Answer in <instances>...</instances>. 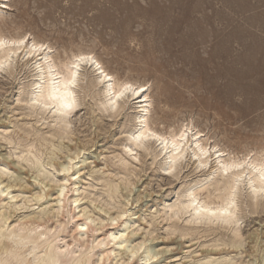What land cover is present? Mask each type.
Here are the masks:
<instances>
[{
    "label": "rangeland",
    "instance_id": "1",
    "mask_svg": "<svg viewBox=\"0 0 264 264\" xmlns=\"http://www.w3.org/2000/svg\"><path fill=\"white\" fill-rule=\"evenodd\" d=\"M4 3L9 7L2 9L3 12L0 13V31L5 36L17 37L26 34L29 41L32 38L44 41L52 46L53 56L60 59L71 57L78 51L91 52L118 80L148 84L151 101L148 120L157 131L162 133L177 131L179 125L180 127L189 125L192 128L191 133L198 130L203 139L207 138L211 154L215 149L222 148L226 153H231V156L235 154V157L241 158L246 153L261 154L260 152L264 150V0H6ZM18 55L12 62L7 63L8 68L7 64L4 65L5 71L0 69V167L6 174L1 176L0 189L11 186L8 190L10 195L7 192L0 195L2 198L0 210L2 214L7 211L3 216L8 218V215H11L8 221L6 219V226L13 227L22 221V218L25 221L28 215L36 217L42 210L44 214L41 218L39 216V225L43 223V226L40 225L39 230L53 228L56 233L51 230L50 234L53 232L52 234L58 235L56 242L60 241L61 250L69 251L71 248L73 255L87 251L93 246L89 254L91 256L99 248L107 247L108 240L102 244L103 247L102 245L97 247L95 241L103 237L102 235L106 236L104 232L109 231L108 227L117 225V229L124 232V237L129 239L126 242L129 245L125 243L124 250L119 253L115 250L111 254L108 262L113 260V264L116 262L140 264L144 250L149 248L150 251L157 253L148 264H207L208 261L213 264H232V261L233 264H264V195L251 197L250 189L244 185L245 178L241 182L243 185L239 182L238 186L241 185L237 186V196L235 195L232 203L233 219L237 220L231 226L236 234L240 228L237 236L239 239H235L236 236L229 226L217 221L200 224L188 221L187 215H183L184 218L168 217L171 207L176 209L175 205L185 199L184 193L194 183L198 181L196 185L199 187L193 186V190L198 191L200 185L203 187L204 183L207 185L217 178L220 179V176L214 173L206 179L207 183L205 180L200 181L208 171L206 168L212 164L210 163L204 170L197 168L196 158H190L191 151L188 150L185 158L183 157L175 166L179 167L172 168L176 171H165L161 164L163 156L155 154L159 146L153 144V147L151 140L149 142L152 146L149 151L136 148L137 150L134 149L133 152L126 150L132 153L128 154L124 149H128L125 147L127 131L134 123L133 119L128 120L135 112L133 104L125 102L123 108L118 111L120 114L114 111L116 108L104 112L98 108V102L95 100L98 101L96 95L99 87L91 88L93 97L81 92L93 77V72L86 65L80 67V73H86L87 78L82 77L83 80H79L76 87L78 92L81 90L79 94L76 91L81 104L68 115L69 127L66 123H58L61 124L60 128L53 120L55 126L52 125V118L47 116V112H41L37 106H30L23 100V94L25 95L27 91L25 88L35 76L32 75L33 66L29 62L25 64L26 59H21ZM11 69L15 70L12 72ZM20 91L22 93H19ZM17 97L20 100H16ZM105 111L111 113L106 114ZM59 128L62 136L57 135ZM64 130L68 133L66 134ZM52 134L57 137L52 136L51 139ZM65 134L68 138L64 136L65 139L62 140ZM10 141L12 146L9 145ZM33 142L36 146L32 149L33 152L44 158H40L44 164L40 169L46 171L42 170L40 175L33 164L19 158L20 153V157L26 154ZM42 142H47V145ZM40 144L43 149L39 148ZM214 144L217 147H212ZM53 145H59L63 152H58L60 150L55 149ZM75 155L78 157L75 158ZM68 158H74L75 166L73 165L69 172L62 173L59 168L69 161ZM49 161L53 164L51 167L46 164ZM71 172L75 175L72 176ZM95 176H99V179ZM117 176L118 180L115 178ZM65 178L68 180L63 181ZM122 178L128 179L121 182ZM4 180L5 183L2 184ZM96 181H99L98 184ZM90 182L93 186L88 187L91 185ZM109 182L117 186V195L114 194L112 199L107 196L106 183ZM210 186H207L209 192L206 189L205 192L201 191L199 195L201 197L203 194L201 198L205 197L206 192L209 195L212 192L214 197L219 194V191L213 190ZM61 187H64L66 199H62L61 203L64 202L61 204L62 212H59L60 216H56L53 209L56 208L57 193L60 190L58 188ZM36 194L41 196L39 201L33 199ZM79 195L80 201L73 205L72 199ZM92 197L96 199L93 200ZM28 198L30 199L27 201ZM212 199L216 200L213 197ZM119 202L120 204H117ZM119 205L125 209V215L123 219L120 218L121 220H112L111 217L115 216V209L120 207ZM77 214L79 218H83L81 221L87 222L86 227L89 226V231L82 236L75 235L76 228L72 223V218ZM57 217L63 220L62 224ZM174 217H177V220ZM99 219L102 220L98 221ZM124 220H128L127 223ZM121 223L124 225L120 226ZM95 228H100L97 230L99 232L95 231ZM83 236L86 242H83ZM138 242L143 249L141 248L133 259L128 258L127 252L124 251ZM216 243L217 247H214ZM65 244L69 248L68 246L63 248ZM95 258L96 256L92 255L88 264H96ZM108 262L105 264H109Z\"/></svg>",
    "mask_w": 264,
    "mask_h": 264
},
{
    "label": "bare ground",
    "instance_id": "2",
    "mask_svg": "<svg viewBox=\"0 0 264 264\" xmlns=\"http://www.w3.org/2000/svg\"><path fill=\"white\" fill-rule=\"evenodd\" d=\"M6 2V0L4 1H0V13L3 12L2 9L7 8L8 6L4 3ZM9 8V7H8ZM28 34V33H27ZM232 35V34H231ZM201 36V35H200ZM229 36V35H228ZM30 37V36H29ZM228 39V38H227ZM223 41V40H222ZM245 45V44H244ZM252 47V46H251ZM19 53V55H18ZM72 53V52H71ZM18 55L19 57H21V59H26L25 64H27L28 62L33 66L32 69L34 72L32 75L35 76V79H32L30 82H28L29 84L27 85V89L25 88V90H27L25 92L24 99L25 103L27 102L30 106H37L41 112H47V116L51 117V122L52 125L53 121L58 123H66L67 124V120L70 119L68 118V115H70L74 110H76V108L81 104L80 103V98L77 99V95H76V91H77V82L79 80H83L82 77L85 76V74L80 73V67L82 65H86L87 67H90L91 72L93 74L92 79L89 80V83H86L87 86H85L84 90L81 91L82 93L84 92V95H90L91 97L94 96L93 92H91V88L93 89V87H99V91L98 94L96 95V97H98V101L95 100V102L98 104V108H101L104 112V110H109V109H113L116 108V112H118L120 109L123 108L125 102H131L133 104V108L135 110V112L133 113L132 118H128L129 119H133L132 121H134L133 123V127L129 129V131H127V137H126V142L125 143V147L128 149H124L129 150L131 152H133L132 150L136 149V148H142L144 150H148L151 149V146L153 144H155V146H159L158 151H154L156 152L155 154H157V156L162 155L163 158V163L162 167L165 169V171H169L172 170L171 172H173L175 169L172 168H178L175 167L177 165V163L187 154H185L188 150L191 151V157L190 158H196L197 162V168L200 169H205L210 163L212 165L209 166L205 177L202 180H205L206 183L208 182V179L210 176H212L214 173H217L220 176V179H216V180H212L213 182L211 184H205L200 185L201 188L197 191L193 190V186L196 185V183L192 184L190 183V185L192 186H187V188L189 187L188 191L186 190V192L184 193L183 197H185V199L182 201H179L180 203L178 205H175L176 209H172L171 207V212L168 213V217H173V216H177V217H183V215H187L188 217V221L191 222H206V221H217L219 223H221L222 225L225 224L227 226H229L232 230L234 235L237 237L238 233H239V229H238V233L236 234L235 229L233 228V226H231L232 224H234L236 222V220L233 219V214H234V207H232V203L234 202V198L237 192V186L239 184V182H243L244 178H245V183L244 184L246 186V188L250 189L251 191V197H256L258 194L260 196L264 195V150H262V152H260L261 154H257L254 153L253 155H250L251 153H246L244 156H242L241 158L239 157H235L231 156V153H226L225 149L222 148H218L215 149L213 154L210 153V146H208V141L207 138L203 139L202 138V134L200 131H195L194 133H191V127L189 125H184L181 126L179 125L178 130L174 131V130H170L168 132H160L157 131L156 129H154L148 120V116L150 113V106H151V101H150V96L148 94V84H140V83H135L129 80H123L120 81L118 80L113 74H111L110 72H108L104 66L101 64V62L91 53V52H86V51H78L77 53H74L71 55V57H67L65 59H60L58 57L53 56V51H52V46H50L48 43L41 41V40H36L34 38H32L30 41L29 39L26 37V34L21 35V36H17V37H11V36H5L1 31H0V69L4 68V65L7 63L12 62L13 59H15L14 57ZM65 55V54H64ZM17 57V56H16ZM19 59V58H18ZM15 62V61H14ZM24 63V62H23ZM29 64V65H30ZM23 65V64H22ZM20 65V66H22ZM10 66V65H9ZM12 66V65H11ZM10 66V67H11ZM15 66V65H14ZM28 66V65H27ZM26 66V67H27ZM23 67V66H22ZM21 67V70L23 69ZM25 67V68H26ZM86 67V68H87ZM6 68V67H5ZM7 68H8V64H7ZM15 68V67H14ZM29 68V67H28ZM89 69V68H88ZM4 70V69H3ZM10 72V69H8ZM12 70V69H11ZM15 70V69H14ZM12 70V72L14 71ZM5 71V70H4ZM89 71V70H88ZM8 72V73H9ZM31 72V71H30ZM11 73V72H10ZM28 74V73H27ZM30 74V73H29ZM87 78V76H85ZM85 78V79H86ZM22 81V80H21ZM81 82V81H80ZM83 82V81H82ZM24 83V82H23ZM79 83V82H78ZM84 83V84H85ZM26 84V83H25ZM83 84V83H82ZM80 85V84H79ZM89 85V86H88ZM24 86V84H23ZM22 86V87H23ZM83 86V87H84ZM80 88V87H79ZM19 89V88H18ZM22 89V88H21ZM95 90V89H94ZM19 91V90H18ZM79 91V92H80ZM78 92V91H77ZM78 92V94H79ZM97 92V91H95ZM19 93H22V91H20ZM81 94V93H80ZM21 95V94H20ZM19 95V96H20ZM83 95V96H84ZM22 97V96H21ZM80 97V96H79ZM82 97V96H81ZM89 97V96H88ZM90 97V98H91ZM95 97V98H96ZM86 98V97H83ZM19 97H17L16 100H18ZM22 99V98H21ZM20 100V99H19ZM83 100V99H82ZM94 100V99H92ZM91 100V101H92ZM23 102V101H22ZM83 104V103H82ZM27 105V104H26ZM24 106V104H23ZM29 107V106H28ZM27 107V108H28ZM94 107V106H93ZM32 108V107H31ZM29 110V109H28ZM33 110V109H32ZM31 110V113H32ZM38 110V111H39ZM96 110H100V109H96ZM112 110V112H114ZM27 111V110H26ZM105 111V113H106ZM111 111V110H110ZM109 111V112H110ZM36 112V111H33ZM108 112V113H109ZM29 113V112H28ZM30 113V115H31ZM106 113V114H108ZM111 113V112H110ZM109 113V114H110ZM120 114V112H118ZM122 113V112H121ZM34 114V113H33ZM37 114V113H36ZM41 114V113H39ZM115 114V113H112ZM44 115V114H43ZM46 115V114H45ZM116 115V114H115ZM35 116V115H34ZM33 116V117H34ZM37 116V115H36ZM41 116V115H38ZM118 116V115H116ZM42 117V116H41ZM114 117V116H113ZM39 119V118H38ZM42 119H46V118H42ZM150 119V118H149ZM36 120V119H35ZM47 120V119H46ZM53 120V121H52ZM37 121V120H36ZM42 121V120H41ZM45 121V120H44ZM130 121V120H129ZM153 121V120H152ZM192 121V120H191ZM50 122V123H51ZM128 122V121H126ZM123 123V122H122ZM23 124V123H22ZM48 124V123H47ZM30 125V124H29ZM46 125V124H45ZM51 125V124H50ZM59 127L61 126V124H58ZM69 125V123L67 124V126ZM132 125V124H131ZM153 125V124H152ZM27 126V124H26ZM32 126V125H31ZM55 126V125H54ZM53 126V127H54ZM63 126V125H62ZM66 126V127H67ZM17 127V126H16ZM30 127V126H29ZM51 127V126H49ZM52 127V129H53ZM65 127V125H64ZM69 127V126H68ZM21 128H23L21 126ZM57 128V127H56ZM61 128V127H60ZM60 128L57 130L59 133ZM170 129V128H169ZM168 129V130H169ZM17 130V128H16ZM18 130H20L18 128ZM29 130V129H28ZM62 130V129H61ZM201 130V129H200ZM3 131V130H2ZM9 131V130H8ZM26 131V130H25ZM30 131V130H29ZM56 132V129L54 130ZM65 131V130H64ZM63 131V133H64ZM66 131H68V129H66ZM65 131V133H66ZM126 131V130H125ZM124 131V133H125ZM21 132V131H20ZM62 132V131H60ZM1 133V132H0ZM15 133V132H13ZM30 133V132H29ZM32 133V132H31ZM38 133V132H37ZM68 133V132H67ZM66 133V134H67ZM73 133V132H72ZM203 133V132H202ZM4 134V133H3ZM24 134V133H23ZM35 134V133H34ZM33 134V135H34ZM63 135V137L61 138L63 140V138L65 139L64 136L67 135ZM14 135V134H13ZM16 135V134H15ZM27 135V134H26ZM29 135V134H28ZM42 135V133H41ZM39 135V136H41ZM46 135V134H45ZM58 136H62V134L60 135L57 134ZM57 135L55 136L54 134L50 135L51 139L52 136L57 137ZM2 136V135H1ZM9 136V135H8ZM37 136V135H36ZM46 136H49L46 135ZM45 136V137H46ZM6 137V136H5ZM26 137V136H25ZM32 137V136H30ZM43 138V136H41ZM39 137V139L41 138ZM2 138V137H1ZM4 138V136H3ZM2 138V139H3ZM68 138V136L66 137V139ZM205 138V136H204ZM18 139V138H17ZM20 140H22L21 138H19ZM45 139V138H43ZM60 139V140H61ZM6 140V139H5ZM11 140V139H10ZM25 140V139H23ZM33 140V139H31ZM37 140V139H35ZM54 140V137H53ZM56 140V139H55ZM59 140V141H60ZM69 140V139H68ZM125 140V138H124ZM149 140H151V142H149ZM9 141V140H8ZM7 141V142H8ZM12 141V140H11ZM11 141L9 143V145H11ZM30 141V140H29ZM40 141V140H39ZM44 141V140H43ZM46 141V140H45ZM49 141V140H48ZM57 141V140H56ZM6 142V143H7ZM16 142V140H15ZM22 142V141H21ZM24 142V141H23ZM22 142V143H23ZM26 142V140H25ZM37 142V141H35ZM13 143V142H12ZM32 143V141H31ZM43 143V142H42ZM47 145V142H44ZM43 143V144H44ZM50 143V142H49ZM48 143V144H49ZM217 143V142H216ZM16 144V143H15ZM14 144V145H15ZM56 144V143H54ZM18 145V144H17ZM16 145V147H18ZM50 145V144H49ZM85 145V143H84ZM211 145V143H210ZM12 146V145H11ZM20 146V145H19ZM25 146V145H24ZM27 146V145H26ZM25 146V147H26ZM39 148L41 147V144L39 145ZM54 146V145H53ZM59 146V145H58ZM58 146H54L55 149H58L60 151L58 152H63L61 151V149ZM23 147V146H22ZM36 147L34 146V142L33 144L29 145V148L26 151V154L22 157L21 153L19 158L25 160L26 162H29V164H33L34 168L36 169V171L39 173H37L38 175L41 174V171L43 170L44 172L46 170L44 169H40L41 167H44V164L41 163L40 158L42 156H39L40 154L37 152H33V148ZM154 147V145H153ZM212 147H217L215 144ZM221 147V146H220ZM15 148V147H14ZM20 148V147H19ZM24 148V147H23ZM38 148V146H37ZM63 148V147H62ZM124 148V147H123ZM16 149V148H15ZM22 149V148H21ZM26 149V148H25ZM43 149V148H42ZM45 149V148H44ZM53 149V148H50ZM64 149V148H63ZM156 149V148H154ZM24 150V149H23ZM37 150V149H36ZM48 150V149H47ZM85 150V149H84ZM137 150V149H136ZM213 150V149H212ZM39 151V150H38ZM129 151H126L127 153ZM260 151V150H259ZM70 152V151H69ZM124 152V153H126ZM147 153V151H144ZM152 152V151H151ZM251 152V150H250ZM254 152V150H253ZM40 153H42L40 151ZM130 153V152H129ZM128 153V154H129ZM135 153V152H134ZM142 153V152H141ZM189 153V152H188ZM234 153V152H233ZM132 154V153H130ZM149 154V152L147 153ZM152 154V153H151ZM242 154V153H240ZM244 154V153H243ZM146 155V154H145ZM239 155V154H238ZM157 156H155L157 158ZM16 157V156H15ZM53 157V156H52ZM51 157V158H52ZM56 157V156H55ZM75 158L78 157L77 155L74 156ZM117 157V156H114ZM120 157V155H119ZM126 157V156H125ZM154 157V155H153ZM152 157V158H153ZM127 158V157H126ZM132 158V157H131ZM135 158V157H134ZM185 158V157H184ZM18 159V158H17ZM19 159V160H20ZM44 159V158H41ZM69 161L66 162L65 164H60V168L59 171H63L62 173L65 172H69L70 170L73 169V159L74 158H68ZM112 159V158H111ZM116 159V158H115ZM119 159V158H117ZM188 159V158H187ZM83 160V159H82ZM154 160V159H153ZM183 160V159H182ZM212 161V162H211ZM16 162V160H15ZM19 162V161H18ZM17 162V163H18ZM79 162H81V160H79ZM119 162V161H118ZM117 162V163H118ZM125 162V161H124ZM22 163V161H21ZM194 163V161H193ZM46 164H49V167H51L53 164L51 163V161L47 162ZM119 164V163H118ZM125 164L128 165L127 162H125ZM185 164V163H184ZM28 165V164H27ZM51 165V166H50ZM121 165V164H120ZM119 165V167H120ZM123 161H122V166H123ZM75 166V165H74ZM161 166V165H160ZM195 166V165H194ZM21 167V166H20ZM27 167V166H26ZM29 167V165H28ZM126 167V165L124 166ZM183 167V166H182ZM0 179L2 175H6L4 173V169H2V167H0ZM181 168V167H180ZM34 169V171H35ZM51 169V168H50ZM122 169V168H121ZM127 169H129V167H127ZM133 170V168H131ZM195 169V168H194ZM81 169H79L80 171ZM122 170H125L124 168ZM179 170V169H178ZM202 170V171H203ZM55 171V170H54ZM130 171V170H129ZM176 171V170H175ZM199 171V170H198ZM201 171V172H202ZM5 172H7L5 170ZM53 172V171H52ZM75 172V171H74ZM120 172V171H119ZM123 172H126L123 171ZM197 172V171H196ZM206 172V171H205ZM8 173V172H7ZM43 173V172H42ZM72 173V172H71ZM70 173V174H71ZM113 173V172H112ZM118 173V172H117ZM168 173V172H167ZM170 173V172H169ZM175 173V172H174ZM173 173V174H174ZM49 174V173H48ZM47 174V175H48ZM61 174V173H60ZM68 174V173H67ZM92 174V173H90ZM122 174V173H121ZM126 174V173H125ZM128 174V173H127ZM204 174V172H203ZM75 174L72 173V176H74ZM89 175V174H88ZM110 175V174H109ZM120 175V174H119ZM216 175V174H215ZM8 176V175H7ZM51 176V175H50ZM49 176V177H50ZM121 176V175H120ZM125 176V175H124ZM133 176V175H132ZM42 177V176H41ZM43 177L46 178V175L43 174ZM66 177V175H65ZM97 177V176H95ZM99 177V176H98ZM96 179H99V178ZM114 177V176H112ZM215 177V176H213ZM36 178V177H35ZM34 178V181H36ZM42 178V179H44ZM52 178V177H51ZM59 178V177H58ZM70 178V176H69ZM75 178V177H74ZM89 178V177H88ZM93 178V177H92ZM118 180V176L115 177ZM17 179V178H16ZM61 179V178H60ZM59 179V180H60ZM72 179V178H71ZM95 179V178H94ZM121 179V177H120ZM123 179V178H122ZM128 179V178H127ZM127 179H123L121 182H123L124 180ZM199 179V178H197ZM211 179V178H210ZM6 180V179H5ZM2 181V184L5 183ZM9 180V179H8ZM54 180V179H53ZM63 180V179H62ZM68 179H64L63 181H67ZM73 180V179H72ZM129 181V180H128ZM194 181V180H193ZM199 181V182H200ZM14 183V181H12ZM21 182V181H19ZM56 182V181H55ZM61 182V180H60ZM74 182V181H73ZM95 182V181H94ZM99 181H96V183L98 184ZM102 183L105 181H101ZM113 182V181H112ZM112 182L110 183H106L107 186V196L112 199L113 195H117V186L116 184L113 185ZM1 183V182H0ZM91 183V182H90ZM126 183V182H125ZM128 183V182H127ZM42 185V183H40ZM49 184V183H48ZM59 184V182H58ZM93 183H91V185L87 184L88 187L93 186ZM96 184V185H97ZM122 184V183H121ZM242 184V183H241ZM240 184V185H241ZM47 185V184H46ZM68 185V184H67ZM70 185V183H69ZM74 185V184H73ZM95 185V186H96ZM100 185V183H99ZM127 185V184H126ZM212 186L213 190H217L219 191L218 195H215V197L213 196V194L210 193V195H212L213 198H216V200L212 199V197L210 198V195L207 194V192H209L207 186ZM239 185V186H240ZM243 185V184H242ZM48 186V185H47ZM60 186V184H59ZM94 186V189H95ZM102 186V185H101ZM197 186V185H196ZM210 186V187H211ZM238 186V187H239ZM11 186H6V188L0 189V195L3 194L4 192H8L9 188ZM46 187V186H45ZM44 187V188H45ZM87 187V188H88ZM123 187V184H122ZM199 187V186H197ZM15 188V187H14ZM77 188V187H76ZM86 188V187H84ZM101 188V187H100ZM196 188V187H195ZM60 189L59 192L57 193V204H56V208L53 209L54 214L57 216L58 214H60L62 212H60L61 206L64 204L61 203L62 199H64V187L58 188ZM81 189V188H80ZM103 189V188H102ZM101 189V190H102ZM123 189V188H122ZM207 190L206 194L204 193L205 197L201 198L203 196L200 197L199 195L201 194V191L203 190ZM211 189V188H209ZM246 189V191L248 190ZM84 190V189H83ZM127 190V188H126ZM205 190V191H206ZM36 191V190H35ZM88 191V190H87ZM185 191V190H184ZM204 191V192H205ZM211 191V190H210ZM249 191V190H248ZM247 191V192H248ZM34 192V191H33ZM86 192V191H85ZM130 192V191H129ZM214 192V191H213ZM240 192V191H239ZM24 193V192H23ZM36 193V192H35ZM56 193V192H55ZM81 193V192H80ZM79 193V194H80ZM83 193V191H82ZM128 193V192H127ZM34 194V193H33ZM67 194V193H66ZM65 194V196H66ZM73 194V193H72ZM86 194H88V192H86ZM105 194V193H103ZM249 194V193H248ZM247 194V195H248ZM262 194V195H261ZM10 195V194H9ZM22 195V194H21ZM20 195V196H21ZM26 195V194H25ZM56 195V194H55ZM76 195V194H75ZM119 195V194H118ZM246 195V194H245ZM28 196V195H27ZM71 196V195H70ZM86 196H91V195H86ZM104 196V195H103ZM106 196V195H105ZM237 196V195H236ZM4 197V196H3ZM7 197V195H6ZM5 197V198H6ZM15 197V196H14ZM17 197V195H16ZM33 197V195H32ZM80 195L79 196H74V198L72 199L73 205L78 203L80 201ZM182 197V196H181ZM241 197V196H240ZM24 198V197H23ZM31 198V197H30ZM26 199L27 201L30 199ZM72 198V197H71ZM84 198V197H83ZM89 198V197H88ZM97 198V196H96ZM96 198H91V199H96ZM105 198V197H104ZM119 198V197H118ZM244 198V197H243ZM249 198V197H248ZM11 199V197H10ZM10 199H8L10 201ZM22 199V198H21ZM34 200L39 201V199H41L40 195H34L33 197ZM66 199V198H65ZM64 199V200H65ZM82 199V198H81ZM84 199H87L86 197ZM82 199V200H84ZM108 199V198H107ZM240 199V198H239ZM254 199V198H253ZM264 199V198H263ZM63 200V201H64ZM115 200H118L115 198ZM138 200V199H137ZM257 200V198H256ZM0 201H2V198L0 196ZM4 201V199H3ZM6 201V202H9ZM31 201V200H30ZM92 201V200H89ZM103 201V199H102ZM101 201V202H102ZM108 201V200H107ZM126 201V200H125ZM239 201V200H238ZM248 201V199H247ZM250 201V200H249ZM21 202V201H20ZM48 202V201H47ZM56 202V201H54ZM109 202V201H108ZM113 202V201H112ZM118 202V201H116ZM115 202V203H116ZM122 202V201H121ZM129 202V201H128ZM253 202V201H252ZM259 202V201H258ZM1 203V202H0ZM4 203V202H3ZM11 203V202H10ZM23 203V202H21ZM30 203V202H27ZM33 203V202H32ZM83 203V202H82ZM107 203V202H106ZM114 203V205H115ZM245 204V201L243 202ZM2 204V203H1ZM8 204V203H7ZM12 204V203H11ZM54 204V203H53ZM62 204V205H61ZM117 204H120L117 203ZM116 204V205H117ZM122 204V203H121ZM128 204V203H127ZM170 204V203H169ZM236 204V203H235ZM234 204V205H235ZM14 206V204H12ZM11 205V206H12ZM20 205V204H19ZM18 205V206H19ZM22 205V204H21ZM99 205V204H98ZM102 205V204H101ZM108 205H112V204H108ZM237 205V204H236ZM249 205V202H248ZM1 206V205H0ZM8 206V205H6ZM43 206V205H42ZM120 206V205H119ZM17 207V206H16ZM22 207V206H20ZM74 207V206H73ZM84 207V206H83ZM86 207V206H85ZM84 207V208H85ZM99 207V206H98ZM103 207V206H101ZM106 207V206H105ZM112 207V206H109ZM117 207V206H116ZM170 207V206H169ZM174 207V206H173ZM238 207V206H237ZM248 207V206H247ZM259 207V206H258ZM263 207V206H262ZM2 208V207H1ZM13 208L14 207H10ZM19 208V207H18ZM30 208V207H29ZM37 208V207H36ZM46 208V207H44ZM52 208V207H51ZM64 208V207H63ZM62 208V209H63ZM80 208V207H79ZM165 208V206H164ZM22 209V208H21ZM20 209V210H21ZM89 209V208H88ZM110 209V208H109ZM109 209L107 211H109ZM238 209V208H237ZM249 209V208H248ZM5 210V209H4ZM19 210V209H18ZM35 210V209H34ZM37 210V209H36ZM52 210V209H51ZM50 210V211H51ZM77 210V208H76ZM81 210V209H79ZM113 210V209H112ZM115 216L111 219H120L125 215V209L122 207V205L120 207H118L117 209H115ZM1 211V210H0ZM85 211V209H83V212ZM111 211V210H110ZM166 211V210H165ZM255 211V210H254ZM7 212V211H6ZM4 212V214L6 213ZM33 212V211H32ZM40 212V211H39ZM37 214L36 217H32V216H25L26 219L25 221L22 218V221L20 220L19 222H17V225H14V223H12L14 226L13 227H9L6 226V219L8 221L9 216L11 217V215H8V218L6 216H3L4 214H2V211L0 212V264H88L89 262V258L93 256H96V264H105L106 262H108L112 253H114V251L116 250L118 253L124 248L125 243L129 240H127V238L124 237V232L120 231V229H117V225L116 226H112L108 227L109 231L108 232H104V235H102L103 237L98 238L95 243L96 246L100 247L102 244L105 243L106 240L107 241V247L106 248H99V250H97L94 254H92L91 256L89 255L93 246L90 247L87 251H83L78 255H73V251H71L69 249V251H65V250H61V246H59V242L57 243V234H55L56 232L53 231L52 229H46L44 228V230H39V216L41 218L42 214H44V211L41 210V212ZM60 212V213H59ZM90 212V211H89ZM88 212V213H89ZM238 212V211H237ZM10 213V212H9ZM46 213V212H45ZM79 213V211H78ZM34 214V213H33ZM49 214V213H48ZM80 214V213H79ZM92 214V213H90ZM238 214V213H237ZM31 215V214H30ZM50 215V214H49ZM48 215V217H49ZM76 215V214H75ZM113 215V214H112ZM241 215V214H240ZM238 215V216H240ZM45 216V215H44ZM60 216V215H58ZM83 216V215H82ZM98 216V215H97ZM166 216V214H165ZM236 215H234L235 217ZM24 217V216H23ZM43 217V216H42ZM164 217V216H163ZM177 217L175 218L177 220ZM186 217V218H187ZM237 217V216H236ZM58 218V217H57ZM95 218V217H94ZM109 218V217H108ZM184 218V217H183ZM45 217L42 219L44 220ZM59 219V218H58ZM57 219V220H58ZM71 219V218H70ZM69 219V221H70ZM81 219L83 218H79L78 214L77 216H74V218H72V223H74V230H76V236L78 235H83L85 233H87L88 227H86V223L87 222H83L81 221ZM86 219V218H85ZM93 219V218H92ZM97 217H96V221H97ZM110 219V218H109ZM110 219V220H111ZM123 219V218H122ZM165 219V218H164ZM163 219V220H164ZM168 219V218H167ZM173 219V218H172ZM175 219H173V221H176ZM179 219V218H178ZM47 220V219H46ZM60 220V219H59ZM102 220V219H101ZM100 219L98 221H101ZM111 220V221H112ZM121 220V219H120ZM166 220V219H165ZM168 220H171L170 218ZM61 221V220H60ZM63 221V220H62ZM61 221V224H62ZM65 221V220H64ZM68 221V222H69ZM88 221V220H87ZM94 221V222H96ZM107 221V220H106ZM109 221V220H108ZM126 221V220H124ZM128 221V220H127ZM126 221V223H127ZM43 222V221H41ZM47 222V221H46ZM45 222V223H46ZM67 222V223H68ZM115 222V221H114ZM168 222V221H167ZM178 223V221H176ZM216 222V223H217ZM57 223V222H56ZM59 223V222H58ZM101 223V222H100ZM123 223V222H122ZM120 224L124 225V224ZM10 224V223H8ZM64 224V222H63ZM110 224V221H109ZM111 224H113L111 222ZM118 224V223H117ZM172 224V223H171ZM175 224V223H174ZM188 224V223H187ZM205 224V223H204ZM214 223H212L213 226ZM98 225V223H97ZM104 225V224H102ZM193 225V224H192ZM12 226V225H11ZM43 226V225H42ZM41 226V228H42ZM52 226V225H51ZM59 226L61 227L62 225L59 224ZM71 226V225H69ZM110 226V225H109ZM119 226V228H120ZM207 226V225H205ZM210 226V225H209ZM217 226V225H215ZM238 226V225H237ZM45 227V226H44ZM100 227V226H99ZM103 227V226H102ZM126 227V226H125ZM184 227V226H183ZM221 227V225H220ZM48 228V226H47ZM97 228V227H96ZM95 231L99 230L96 229ZM105 228V227H104ZM199 228V227H198ZM229 228V229H230ZM93 229V228H92ZM91 229V230H92ZM103 229V228H102ZM127 229V228H126ZM125 229V230H126ZM185 229V228H184ZM55 232L54 234H50V231ZM65 230V229H63ZM73 230V229H72ZM90 230V231H91ZM107 230V229H106ZM114 230V231H113ZM56 231L58 232V230L56 229ZM89 231V230H88ZM177 231V230H176ZM230 231V230H229ZM92 232H94L92 230ZM99 232V231H97ZM194 232V231H193ZM75 233V232H74ZM101 233V232H100ZM98 233V234H100ZM103 233V232H102ZM131 233V231H130ZM182 233V232H181ZM191 233V232H190ZM93 234V233H92ZM170 234V233H169ZM185 234V233H184ZM193 234V233H192ZM89 235V234H88ZM186 235V234H185ZM233 235V234H230ZM240 235V234H239ZM74 236V235H73ZM147 236V235H146ZM191 236V235H188ZM91 237V236H90ZM235 239H239L238 237ZM76 238V237H74ZM73 238V239H74ZM88 238V237H87ZM181 238V237H180ZM242 238V237H241ZM64 239V238H63ZM78 239V238H77ZM147 240V239H146ZM145 240V241H146ZM72 241V240H71ZM75 241V239H74ZM72 241V242H74ZM88 241V240H87ZM94 241V239H93ZM139 241V240H138ZM217 241V240H216ZM63 242V240H62ZM70 242V244L72 243ZM76 242V241H75ZM74 242V243H75ZM83 242L84 241V236H83ZM90 242V241H89ZM137 242V241H136ZM239 242V241H238ZM66 243V242H65ZM88 243V242H87ZM94 243V242H93ZM94 243V244H95ZM133 243V242H132ZM144 243V242H143ZM236 243V242H235ZM64 244V243H63ZM82 244V243H81ZM86 244V243H85ZM109 244H111V246H109ZM129 245V243H126ZM87 245V244H86ZM212 245V244H211ZM217 243L214 245V247L216 246ZM227 245V244H226ZM65 246V247H64ZM64 246H62L63 248H66V246H68L67 244H65ZM84 246V245H83ZM90 246V245H89ZM127 246V245H126ZM143 246V245H142ZM145 246V244H144ZM72 247V246H71ZM85 247V246H84ZM82 247V248H84ZM103 247V245H102ZM129 247V246H128ZM219 247V246H218ZM230 247V246H229ZM69 248V246H68ZM67 248V249H68ZM141 243H135V245H133L130 249L128 248L127 251V257L128 258H132L133 256H135L136 254H138V252L141 249ZM234 248V247H233ZM73 249V248H72ZM96 249V248H95ZM94 249V250H95ZM150 249V248H149ZM149 249L144 250V255L143 258L141 257L142 262L140 264H148L149 261H151V259H153L156 256L157 252H152ZM154 249V248H153ZM156 249V248H155ZM76 250V249H75ZM78 250V249H77ZM124 250V249H123ZM126 250V248H125ZM152 250V249H151ZM81 251V249H80ZM79 251V252H80ZM75 254V253H74ZM117 256V255H116ZM112 257V256H111ZM115 258V257H113ZM220 258V257H219ZM133 259V258H132ZM131 259V260H132ZM209 259V258H208ZM234 259V258H233ZM119 260H121L119 258ZM214 261V259H212ZM220 260V259H219ZM218 260V263H219ZM225 260V258L223 259ZM222 260V261H223ZM230 260V259H229ZM115 261V260H114ZM128 261V259H127ZM264 261V259H263ZM125 262V261H124ZM129 262V261H128ZM202 262V261H201ZM204 262V261H203ZM226 262V260H225ZM231 262V261H230ZM109 264H113V260H111L110 262H108ZM217 263V260H216ZM233 264V261L231 262ZM94 264V263H93ZM116 264H118L116 262ZM150 264V263H149ZM204 264V263H202ZM207 264H213V262L208 261ZM223 264V263H221ZM230 264V263H229ZM235 264V263H234ZM262 264V263H261Z\"/></svg>",
    "mask_w": 264,
    "mask_h": 264
}]
</instances>
